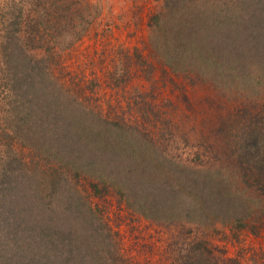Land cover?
Returning a JSON list of instances; mask_svg holds the SVG:
<instances>
[{
  "label": "rangeland",
  "instance_id": "1",
  "mask_svg": "<svg viewBox=\"0 0 264 264\" xmlns=\"http://www.w3.org/2000/svg\"><path fill=\"white\" fill-rule=\"evenodd\" d=\"M218 1L245 20L234 32L250 29L244 41L243 32L237 38L245 50H256L249 39L264 42V24L256 21L264 7L258 0L212 4ZM96 2L101 14L87 33L53 55L28 37L33 10L42 6L36 0H0V238L32 231L30 220L56 202L62 207L50 223L72 235L66 246L76 243L75 253L83 256L78 264H264V90L252 97L232 94L195 79L194 71L189 77L172 71L149 43V17L164 0ZM201 10L211 11L204 3ZM251 12L253 22L244 17ZM210 17L197 31L213 38ZM24 47L29 60L22 66ZM258 49L264 52V43ZM80 124L139 127L175 159L231 168L242 185L259 193L256 219L262 227L254 233L218 222L167 224L128 209L113 192L95 196L86 179L60 166L66 151L104 164L106 155L90 154V143L77 150ZM89 202L101 221L87 223L82 211ZM75 205L81 213L72 215ZM83 230L87 235L78 241ZM6 246L0 239V248Z\"/></svg>",
  "mask_w": 264,
  "mask_h": 264
},
{
  "label": "trees",
  "instance_id": "2",
  "mask_svg": "<svg viewBox=\"0 0 264 264\" xmlns=\"http://www.w3.org/2000/svg\"><path fill=\"white\" fill-rule=\"evenodd\" d=\"M36 1L42 7L33 10L27 24L31 29L28 37L32 45L47 47L53 55L58 53L60 45L66 49L80 40L101 14L96 0ZM245 2L241 0L243 5ZM258 2L264 7V0ZM201 3L208 4L211 11L201 10ZM205 12L211 16L208 27L214 31L213 38L197 31L208 17L204 16ZM260 12L263 13L264 8ZM244 17L253 22L255 12ZM240 18L239 13H229L227 5L219 1L212 4V0H164L149 17V43L174 72L189 77V72L194 71L195 79L210 81L225 92L257 96L264 90V52L258 49L264 42L250 35L249 40L254 41L250 46L256 50H245L244 31L250 29L234 32L236 25L245 21ZM256 21L264 24V16L261 14ZM19 23L17 19L14 21L15 25ZM254 24L258 27L256 22ZM240 32H243V41L237 38ZM23 50L22 66L29 60L25 47ZM137 55L141 58L140 53ZM82 125L75 126L76 140L77 136L81 137L74 145L82 151L80 146L90 143V154L95 155L98 150L99 155H106L101 159L104 164L69 151L57 160L61 159L60 166L67 174L86 179L95 196L113 192L128 209L167 224L218 222L231 229L254 233L262 227L260 217L256 219L261 210L259 193L242 185L231 168L198 166L175 159L164 154L154 139L142 133L139 127L130 131L124 127L121 130L100 126L101 130ZM61 207L56 202L50 203L36 220H30L34 229L18 234L17 239L0 238L7 245L0 248V264H78V258L83 256L81 252L75 253L76 243L70 241L68 248L66 246L72 235L64 234L50 223ZM86 208L82 214L87 216V223L100 220L90 202ZM69 211L72 215L80 212L76 205ZM62 214L69 217L68 211L62 210ZM86 233L87 230H83L78 241L83 240ZM38 235L45 238L44 242Z\"/></svg>",
  "mask_w": 264,
  "mask_h": 264
}]
</instances>
